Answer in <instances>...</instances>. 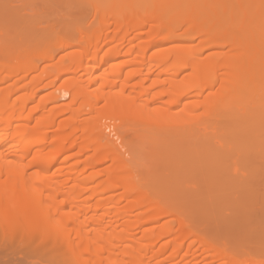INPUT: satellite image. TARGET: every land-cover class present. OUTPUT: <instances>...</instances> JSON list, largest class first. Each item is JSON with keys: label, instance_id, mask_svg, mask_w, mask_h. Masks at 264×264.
I'll return each instance as SVG.
<instances>
[{"label": "bare ground", "instance_id": "6f19581e", "mask_svg": "<svg viewBox=\"0 0 264 264\" xmlns=\"http://www.w3.org/2000/svg\"><path fill=\"white\" fill-rule=\"evenodd\" d=\"M58 1L51 3L83 14L82 1ZM124 1L96 4L93 15L100 17L99 23L87 28L82 19L77 37L57 32L52 23L56 35L68 34L55 39L57 46L79 48L64 54L52 69L40 64L43 58H54L51 48L56 44H39L38 37L35 43L34 37L26 40L29 61H7L0 54V242L8 241L19 251L53 247L86 264H264V218H253L261 222L246 250L242 243L207 236L190 221L188 208L156 194L160 186L152 182L159 180L157 173L143 177L129 162L131 152L127 155L130 149L117 122L134 118L151 133L167 130L172 134L168 137L191 144L217 134L218 128L235 132L232 124L238 122L230 120L229 127L212 128L225 116H237L232 107L240 106L245 122L256 117L255 122L262 121L264 0ZM63 15L51 18H59L62 25ZM195 38L197 44L191 42ZM120 57L124 59L118 61ZM32 73L36 75L31 78ZM63 75L68 76L67 103L49 106L58 98L51 92L37 99L41 88L56 85ZM212 117L218 120H210V130L190 129ZM196 143L188 146L189 154ZM168 145L162 151L166 161L173 152ZM176 150L181 151L179 145ZM233 150L239 157L252 155ZM259 156L262 160H250L256 163L240 162V169L247 166L248 174H257L263 162ZM250 186L242 193H250L251 207L236 206V211L264 209ZM245 230L241 226L232 234Z\"/></svg>", "mask_w": 264, "mask_h": 264}, {"label": "rangeland", "instance_id": "374dc122", "mask_svg": "<svg viewBox=\"0 0 264 264\" xmlns=\"http://www.w3.org/2000/svg\"><path fill=\"white\" fill-rule=\"evenodd\" d=\"M2 1H0V48L5 49L4 50L5 54L3 53V49L2 50L0 49L2 51L0 54L4 56L3 58H7L5 59L7 61H19V59L20 60L24 59L25 61H29L28 59L29 43H27V41L30 42L29 37H34L32 43L34 41H37L36 39L38 38L39 39L37 43L42 42L41 44H43V42H47V43L54 42V44L56 45H52L53 46L52 48L51 46H49V48L54 49L52 51L55 54L54 58L52 60L51 58L50 59L43 58L41 59L42 61L40 60L41 67L48 66L47 67L48 69H50V67L52 69L54 67L53 65L56 64L55 62H57L58 64L59 63L58 61H61L60 59H62L66 55V53H69V51L71 50L73 51L79 49L78 47H71V48H65L66 49L65 50L62 48L61 45L57 46V43H55V39L57 40L63 35H68L70 32H72L70 33L71 36L76 35V30L79 31L78 29L79 24L82 25L85 23L84 20L83 21L81 20L85 18H86L85 21L87 22L86 25L89 24L87 28H89L90 26L96 27V24L99 23L100 17L98 16L97 18V16L93 15L94 8L95 5L101 2L102 0H86V2L85 0H78L80 2L82 1V3H85L83 4V6L85 7L82 6L84 8L83 14L78 13L79 10L76 11L78 14L76 12L68 13L67 7H65L66 9H64L63 7L64 11H62L63 9L61 7V4L64 5L63 3L59 5H57L56 3L55 4L57 5L56 7L54 5L55 2L58 3L62 2V1L59 2L58 0H54L55 1L54 3L53 2L51 3V0H44L45 2L40 0L41 2H44L42 6H41L42 3L38 5L39 0L38 1L20 0L21 2H19V0H9V1L2 0ZM137 1L138 0H127L124 1V3L125 2L131 3ZM45 3L47 5V8L44 7ZM76 3L78 2L76 1ZM40 6L43 8H41ZM51 10L53 11L51 12ZM7 12L11 13L10 16L14 15L12 16V18L14 19L12 18L8 19L7 18L8 16L2 15V13L10 14ZM60 13L65 14L66 17L69 16L71 20L69 18H65V15L61 17V21L63 20V22H67V23L69 22V24H65L62 22V25H59L61 24L59 23L60 22L59 18H56L53 21L52 18L55 17L54 15H57L59 17ZM76 15H78V17L75 19L79 18V20L73 21L72 18L75 17ZM81 15L84 17H82ZM32 17H34L35 20L29 21V19ZM71 21L73 22L71 23ZM54 22L57 24L56 26L57 30L53 27L55 26V24H53L52 26V23ZM50 27H52V30L53 29L54 30L53 31L50 30ZM55 30L57 32L58 30H62L63 32H66L68 34L63 33L61 36H58L56 35L57 33L54 32ZM87 30L90 31V29ZM92 31L90 33H93ZM33 32L36 33L34 34ZM31 34H34V36H32ZM55 36L57 38H55ZM77 36L78 35H76V37ZM191 42L197 44L199 42V39L195 38ZM1 55L0 58L2 57ZM123 59H124L123 57H120V59L117 60L121 61ZM34 73L30 74L29 77L32 78L33 76L31 75H33ZM36 73L38 74V72ZM182 76L183 75H181V77ZM29 77H28V81L31 79ZM61 77H62L61 79L57 78L55 83L56 85L41 88L39 92V96H37L38 97L37 99H41L42 97L40 96H43L44 94L46 95V94L54 93V95L57 96L58 98L55 101L56 103L53 101L54 103L53 102L50 103L51 105L49 106L67 103L69 101L68 100L69 95L68 92L64 90V86H65L64 83H65V78L68 76L63 75ZM209 91L210 89L209 90L208 88L205 89V94H207ZM245 104L247 103H244L241 106V108L244 107ZM261 105H262L261 108L264 107L263 106L264 104ZM236 107L237 109L232 107L233 111L230 109L232 112L227 110L232 114L237 112L238 114L235 113V115H237L235 117L234 115L232 117L227 116L228 119H225L227 118L225 116L223 117L224 119H221L219 120V122H217L214 121L216 117L213 119L214 117L213 116L211 119H209L210 117L207 118L208 119L206 120L207 122L203 120L198 124L196 123L194 126L190 127V129L193 128V131L194 129L196 131L210 130L211 128L209 129V127H211V125H213L214 122L217 123H215V126H212V128L217 127L219 125L226 126L228 125L226 122L230 120L233 123L238 122L236 124H232V123L229 124L235 126L234 128H238V129H234L232 126H230V128L232 127L231 130L233 129L236 130L235 132L230 131V129H227L228 131H224L221 130L222 128H218L217 134L215 132L214 134H209L208 136L202 137L199 139L200 141H198L197 143L190 141L192 142L191 144L183 139H178L177 137H173V138L168 137L169 135L172 134H170L169 132H168L169 134H167V132H165L167 130H155V131L153 130L154 132H152L153 133L152 134L150 132L151 130L148 131L146 126H144L141 121L136 120L134 118L120 117V119H118L117 122H119V125L120 123L122 124L120 125L121 128L119 127L118 128L120 129L123 139L127 143V146L130 149V151L127 152V155L131 152L130 155H128L129 157H126L127 159L132 158V161L129 162L133 163L134 167L136 166V170L139 173L143 174L142 175L143 177H148L149 175L155 173H157L155 175H159V180L157 182H152L153 186H156V184L160 186V188L156 191L157 195L168 201L173 200L179 206L188 208L190 210L188 212L189 213L188 218L190 219V221H192V223L195 222V224L200 228V231L201 232L203 231V233L207 234V236L209 237L211 236L213 238H216L217 240L220 239V241L223 242L225 241L229 243L231 242L242 243L240 247L246 250L252 233L259 228L256 227L258 223L261 222L260 221L261 219L254 220L253 218L262 217L263 219L264 211L262 210L264 209L260 211H236V210L237 207H240V205H245L246 209H249L251 207L252 201L250 200V196L248 197V194L250 195V193L249 192L248 193L245 192L244 194L242 193V189L243 190L244 188L247 189V187H249L250 184L254 185L255 190H252V192H254L253 193L254 197H257V200H259L260 202H264L263 201L264 199V178H263L264 119H262L263 117L262 118L260 117L262 121L258 120L259 122L258 123L255 122L257 118L256 117L255 119L250 120V123L245 122L243 120L247 121V117H245L244 114H242V110L241 112H239L240 109L238 107L240 106H236ZM259 107H257V109H259ZM227 111H225L226 115L229 113ZM240 113L241 115H239ZM210 120L214 122L210 123ZM215 120L218 119L216 118ZM223 121L225 124H222ZM252 122H255V124H252ZM247 124L248 126L249 125H254V126H251L250 128L247 127ZM205 125L207 126L208 129L206 128ZM245 125L246 127L244 128ZM182 129L183 131H185L184 130L185 127H183ZM230 132L231 134H227ZM233 132L234 133L240 132V134H238L236 137L234 136L236 134H234ZM256 132H260V134L263 133L262 134L263 136L257 135ZM219 133H221V135ZM252 136H254V138H252L251 140H254L255 142L251 141L253 142L251 145L248 142V139ZM242 141H245L249 144L246 145V143L244 144V142ZM212 142L218 145L219 147L213 145ZM167 143H170L167 149L170 150L169 148H172L170 151L173 152L167 153V156L168 154H170L171 157H168L170 159L166 161L165 159H167V157L166 156L163 157L165 155L163 154L164 152L163 148H165ZM193 143L194 144L196 143V145H194L195 147L193 148L191 147L193 149L191 154L194 153V155L191 156L192 158L190 156L189 158H186V159H190L189 161L184 160L185 157H187V155H191L189 154L191 150L189 152L187 151L190 148L188 146L192 145ZM205 143L209 145L208 147L203 148V145ZM237 144H241V145H237ZM178 145L181 151L176 150L178 148ZM221 146H223L222 148H226L225 149L226 151L224 149L221 150L220 148ZM181 147L182 148L185 147V148L182 149ZM227 147L232 150L229 151ZM233 148L241 151L248 150L250 151L248 153L252 152L251 154L253 156L249 155L245 158L239 157L237 152L236 153L234 152L235 150H233ZM179 152H181V154ZM185 152H187L186 155L184 154ZM182 154L185 155V157ZM259 155L262 156L263 162H261L262 165H260L261 168H258V172L256 171L257 174H255V172L254 174L250 173L252 176L248 174L247 171L249 170V168L246 170L247 166H245L244 169L245 171H243V169H240L241 168L240 162L242 161H244L245 164H247L248 162H251L250 160H255V161L262 160V159H258ZM175 161L177 162V164L175 163ZM178 161L181 163L182 161L185 162L187 161L188 163L186 162L185 166H184L185 163L178 165ZM255 161L251 163H254ZM250 165L252 166V164ZM250 168L253 169L254 167H250ZM144 169L147 171H145ZM243 174L244 176L245 175L246 176L243 177ZM213 176L218 179L211 178ZM210 179H214L216 183L210 184V182H208L211 181ZM176 182L179 186L178 189L179 193L178 192L176 193L177 190L175 185ZM250 187L252 188V186ZM166 200L164 201L166 202ZM240 213L242 214L241 217H239ZM241 226L246 228V230L239 233L238 235H233L232 232H236L235 230H237V228ZM1 243L3 244L0 245V264H83L85 263V262L82 263V261L79 259L72 258L69 254L67 256L64 253V256H62L63 252H59L57 249L53 247H46V248L38 247L31 249V247L27 246L19 251L18 249H15L16 246L11 245V243H9L8 241L0 242V244ZM241 252L244 253L245 251H241Z\"/></svg>", "mask_w": 264, "mask_h": 264}]
</instances>
